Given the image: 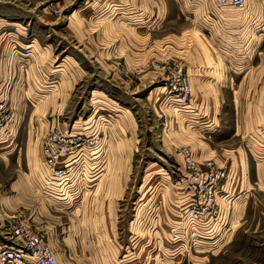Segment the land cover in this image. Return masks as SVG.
Here are the masks:
<instances>
[{
	"label": "crops",
	"instance_id": "crops-1",
	"mask_svg": "<svg viewBox=\"0 0 264 264\" xmlns=\"http://www.w3.org/2000/svg\"><path fill=\"white\" fill-rule=\"evenodd\" d=\"M108 1L112 2L89 0L76 6L65 22L57 19L56 23L44 20L47 14L53 16L51 6L42 8L39 26L52 29L59 22L60 30L73 37L57 36L51 54L34 38L22 43L0 36V93L40 92L46 98L40 105H67L77 96L74 105L99 108L95 118L90 114L70 126L99 138V146L85 152L92 173L76 183L74 174L62 192L47 179L36 137L27 135L23 146L14 150L15 129L0 134V225L9 224L11 218L27 221L52 249L56 264H112L114 245H123V234L137 249L143 211L139 219L136 212L130 225H121L123 193L135 169L133 147L138 144L137 110L129 105L139 107V112L141 105H151L156 117L164 116L159 147L174 157L180 172L176 153L180 146L189 147L197 161L211 160L227 171L217 199L225 228L219 234L213 229L208 235L214 239L207 241L220 247L246 221L248 207L259 199L264 202V0H244L243 7L220 6L217 0H113L118 3L114 8ZM33 7L27 10L37 13ZM13 24L19 23L0 21V29ZM182 34V55L161 57L164 50L155 51L166 39L178 45ZM12 45L15 51L25 47L19 49L24 52L12 53ZM56 46L65 54L55 53ZM145 46H151L146 53ZM162 62L169 68L180 64L188 74L189 111L177 110L172 102L166 105L159 98L157 83L166 74ZM84 87L86 98L79 100ZM145 88L146 103L138 93ZM226 93L231 105H223ZM154 125H149L150 130ZM164 132H170V137ZM141 172L137 193L144 183ZM163 187L172 190L167 181ZM185 191H176L174 210L186 203ZM136 197L137 206L144 199ZM166 231L169 235L160 226L156 235L163 232L167 238ZM88 236L93 240L86 251ZM123 246L128 258L127 244ZM88 252L94 256L82 254ZM117 264L127 262L120 259Z\"/></svg>",
	"mask_w": 264,
	"mask_h": 264
},
{
	"label": "rangeland",
	"instance_id": "rangeland-1",
	"mask_svg": "<svg viewBox=\"0 0 264 264\" xmlns=\"http://www.w3.org/2000/svg\"><path fill=\"white\" fill-rule=\"evenodd\" d=\"M88 1L89 0H44L38 3L34 0H0V21L6 23V25L9 21L17 22L21 25L13 24L15 26L1 28L0 36H5L7 40L18 38L17 40L22 41V43H26L34 38L35 43L39 46H47L49 54H51L54 52L51 51V48L57 36L64 35V37L67 38L73 37L68 31L62 32L60 30V25L62 24H59V22H57L55 26H52V29L39 26L36 21L41 20L39 18L41 15L38 14L40 10L51 6L50 11L53 16L47 14L44 20L54 23L57 19H61V21L65 22L67 16L76 6L86 5ZM31 5L34 6L33 10L37 13H31L30 10H27V7ZM108 6L113 8L118 7V3L112 0V2H109ZM54 9L56 10L55 12ZM57 15H59L58 18L55 17ZM41 18L43 19L42 16ZM17 26L18 29H14V27ZM182 38L183 34L180 37L181 40L177 43L178 45H171V41H168L170 39L163 40L162 47H160L159 43V46L157 45L154 49L156 52H158V50H164L161 57L171 54H178L176 56H180L183 54L185 48ZM63 40L66 42L65 39ZM13 46L14 45L11 46L12 53L16 50V47ZM20 48L15 52H24L23 49L19 50ZM149 49H151V46H145V53ZM33 50H35L34 47ZM53 50H57L55 51L57 54H65L66 52L65 49L64 52L58 49L57 46L54 47ZM81 66L86 68L87 65L82 63ZM161 84L162 81H158L157 86ZM86 89L87 87H84L82 92L78 94L79 100H84L86 98ZM138 93L140 98H144L147 89L145 88ZM42 94L43 93L39 92L10 95L6 90L0 93V134H5L7 130L12 131V129H15L14 136L12 137L14 150L17 149L18 145L23 146L27 135H32L33 138L36 137V142L40 145L42 136L51 129L70 128L73 120H78L81 123V121L87 119L90 114L95 118L96 112L99 109L96 108V110H94V105H74L77 104V96H74L72 103L67 102V105H40L42 99H46ZM136 95L137 94L131 96L133 97ZM67 97L68 96L65 98ZM230 99V94L226 93L223 105H231ZM144 101L146 103L145 98ZM129 106L137 110L135 118L139 125L137 127L138 129H135L137 134L135 138L138 136V144L133 147V149L137 150L133 153L134 155L132 157V163L135 165V169L129 180V186L123 193L126 203L122 207L123 214L121 225H123V227L125 225H130V221L137 215L136 212L138 213L137 216L139 219V215L143 211L142 218L140 219V225L142 226L140 230L143 231V234L140 236L141 238H139L140 242L137 249L133 248L131 242L127 239L126 235L123 234L121 243L123 245H125V243L127 244L128 258L124 246H120V242L115 243L116 246L114 245V248L116 254L114 255L112 264H117L120 259L126 260L127 264H264V202L260 199L258 201L256 200L252 206L248 207L245 218L246 221L235 229L229 240L224 242V245L220 247L215 246V243H207L204 240H196L201 242L195 241L191 243L190 240L183 237L184 235L182 233L175 234L173 227L178 224L177 219L181 208L174 210L173 205L174 201L175 206L177 204V199L175 197L176 191L182 188L180 187L181 181L179 180L180 171L178 170V163L172 155L164 153L157 142V137L160 136V131L162 130L161 121L164 116L156 117L158 115L151 105H141V112L138 111L139 107H136V105ZM142 114L143 120H141ZM153 117H155V120H153L154 122H150ZM101 122L103 124L105 120ZM13 123L14 127L12 125ZM151 123L155 125L152 126L150 130L149 125ZM164 135L170 137V132L169 134L164 132L163 136ZM142 170L144 183L142 185L143 187H141L137 193L136 184L140 178L142 180ZM166 181L171 185L173 191L163 187ZM172 193H174V198H172ZM86 194L87 193H85L84 197ZM80 196L81 192L75 199ZM136 196H138L139 199L143 196L144 199V201L137 206L136 204L134 205L135 198H137ZM169 198L173 199H171L172 202L171 200L168 202ZM171 209H173L175 213L171 212ZM169 211L170 216L169 219H167ZM157 217L158 219L155 222V218ZM133 222L136 223V220ZM84 224H86V221ZM2 225H0V247L15 243V241L9 237L7 229L8 224L4 227ZM160 226L169 231V235L166 231L168 235L167 238L163 232L160 233L161 235H156L157 228H160ZM123 233H125V231H123ZM135 239L133 238L132 240ZM92 240L93 239L89 236L84 239V249L86 251L88 250L87 247L90 249ZM133 242L134 241H132V243ZM220 244L221 242L219 245ZM82 254L86 257L90 256V258L94 256L92 252H88L87 255L86 253ZM168 257L172 259L170 258L167 260Z\"/></svg>",
	"mask_w": 264,
	"mask_h": 264
},
{
	"label": "built area",
	"instance_id": "built-area-1",
	"mask_svg": "<svg viewBox=\"0 0 264 264\" xmlns=\"http://www.w3.org/2000/svg\"><path fill=\"white\" fill-rule=\"evenodd\" d=\"M217 3L220 6H244V0H217ZM160 68L166 74L161 80L159 98L166 105L172 102L177 110L189 111L192 95L189 77L183 66L176 64L169 68L162 62ZM98 146L99 138L93 133L71 128H53L45 133L40 141V153L48 181H54L57 191L62 192L74 174L77 176L74 183L89 178L93 164L85 152ZM176 153L182 167L180 187L186 190L187 198L179 210L178 224L173 227L175 234H179L176 231L180 230L191 243L196 240L207 242L213 239L210 236L213 229L219 234L225 228L222 216H219L217 199L227 171L211 160L197 161L187 146L178 147ZM7 229L15 243L0 247V264H56L52 249L27 221L11 218ZM198 231L204 234L200 235Z\"/></svg>",
	"mask_w": 264,
	"mask_h": 264
}]
</instances>
